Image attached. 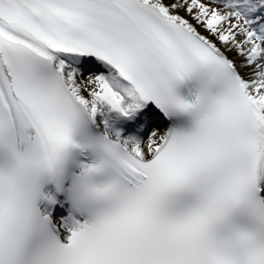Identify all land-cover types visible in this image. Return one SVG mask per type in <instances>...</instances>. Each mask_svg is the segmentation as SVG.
Listing matches in <instances>:
<instances>
[{
  "label": "snow or ice",
  "instance_id": "snow-or-ice-1",
  "mask_svg": "<svg viewBox=\"0 0 264 264\" xmlns=\"http://www.w3.org/2000/svg\"><path fill=\"white\" fill-rule=\"evenodd\" d=\"M0 264H264V0H0Z\"/></svg>",
  "mask_w": 264,
  "mask_h": 264
}]
</instances>
